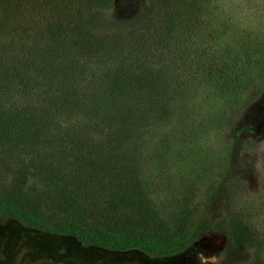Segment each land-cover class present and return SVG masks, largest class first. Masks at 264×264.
Instances as JSON below:
<instances>
[{
	"label": "trees",
	"instance_id": "trees-1",
	"mask_svg": "<svg viewBox=\"0 0 264 264\" xmlns=\"http://www.w3.org/2000/svg\"><path fill=\"white\" fill-rule=\"evenodd\" d=\"M12 1L0 9V222L149 259L188 248L207 257L202 240L219 233L214 264H264L253 213L231 209L236 173L216 171L190 226L187 195L163 213L146 192L143 177L159 182L167 163L138 144L167 124L189 142L196 103L211 109L216 96L260 85L264 19L230 44L216 0L149 2L135 17L145 31L107 21L97 9L109 0Z\"/></svg>",
	"mask_w": 264,
	"mask_h": 264
},
{
	"label": "rangeland",
	"instance_id": "rangeland-1",
	"mask_svg": "<svg viewBox=\"0 0 264 264\" xmlns=\"http://www.w3.org/2000/svg\"><path fill=\"white\" fill-rule=\"evenodd\" d=\"M149 2L156 5V0H109L103 8L100 6L96 9L101 11L100 14L107 21L123 23L128 29H132L130 24H133L136 29L145 31L143 25L135 21V17L149 15L147 14ZM215 2L225 11L222 12L218 8L213 14L217 12L218 18L226 15L230 20L224 28L217 30L230 35V44H236L234 37L242 39V30L255 27L264 19V0ZM254 2L257 3L255 6ZM5 5L13 11L14 1L5 3L4 0H0V9ZM158 10L162 12L161 9ZM213 35L215 36V33ZM64 46L68 44L64 43ZM247 87V89L243 87L237 94L216 96L211 109L196 103L199 116L195 128L188 131L191 133V141L185 140L184 143L179 141L177 136L179 137L183 130L167 124L151 130L147 140L138 144L139 149L145 154L144 159L154 157L155 160L163 157L166 160L167 168L163 170L159 182L150 180L148 175L143 177V181L147 183L146 192L156 200V205L163 213L170 209V199L185 194L189 199L187 208L190 211L189 223L192 226L201 213L204 192L208 184L216 171L227 166L229 172L239 176L241 185L240 194L231 204V209L239 214L244 211V215L247 212L253 213L249 222L255 226L264 240V213L260 211L257 215L255 212V207L264 205V81L260 85L250 83ZM195 99L200 101L201 94H196ZM191 111L194 112V109ZM172 132L176 140H171L172 143L168 144L166 138L170 137ZM185 134L187 133L182 135ZM2 169L0 167V172L4 175ZM1 173L0 177H3ZM30 183L31 180L28 179L27 185ZM6 228L13 230L6 232L4 236ZM20 231L27 238L33 236V241L42 240L44 235H48L33 230L25 231L15 222H0V248L7 242L4 239L8 234L16 236ZM49 236H46L47 241L50 246H54V253L59 258L53 262L45 257L34 260L32 264H214L220 261V257L212 253L221 250L225 243V240H222L223 235L217 233L202 240L205 244L201 249L211 253L207 257L195 253L198 248L196 250L188 248L170 257L149 259L137 251L109 253L82 247L70 238ZM74 249H77L76 258L70 255ZM20 252L21 249L15 255ZM12 261L13 257L8 260L9 263Z\"/></svg>",
	"mask_w": 264,
	"mask_h": 264
},
{
	"label": "flooded vegetation",
	"instance_id": "flooded-vegetation-1",
	"mask_svg": "<svg viewBox=\"0 0 264 264\" xmlns=\"http://www.w3.org/2000/svg\"><path fill=\"white\" fill-rule=\"evenodd\" d=\"M22 229H24L25 231L28 230L25 228ZM10 230H13V228H6L5 234L3 235L6 236V232H9ZM31 234L34 235L35 233ZM46 236L50 237L49 235H44L42 240L33 241V236L27 238L26 236H24V233L22 231H20V233L16 236L8 234L6 239H4V241L6 240L7 242H4V245H2L3 247L0 248V264L9 263L8 260H10L12 257L13 261L9 264H32L34 260H39L41 258L44 259L45 257L55 262L59 257H57V255L54 253V246L49 245ZM19 249H21V252L17 254V256L15 255V253H17ZM76 253L77 249H74L73 252L71 251V257L76 258Z\"/></svg>",
	"mask_w": 264,
	"mask_h": 264
},
{
	"label": "water",
	"instance_id": "water-1",
	"mask_svg": "<svg viewBox=\"0 0 264 264\" xmlns=\"http://www.w3.org/2000/svg\"><path fill=\"white\" fill-rule=\"evenodd\" d=\"M61 240L63 241L64 239H61ZM222 240H225V237L224 236L222 237Z\"/></svg>",
	"mask_w": 264,
	"mask_h": 264
}]
</instances>
